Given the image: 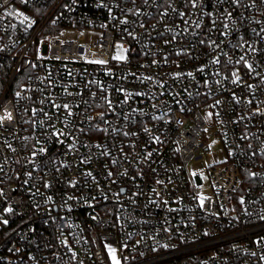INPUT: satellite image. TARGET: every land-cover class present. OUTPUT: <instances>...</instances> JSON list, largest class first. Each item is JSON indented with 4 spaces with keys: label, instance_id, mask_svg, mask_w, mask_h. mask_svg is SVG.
Returning <instances> with one entry per match:
<instances>
[{
    "label": "built area",
    "instance_id": "1",
    "mask_svg": "<svg viewBox=\"0 0 264 264\" xmlns=\"http://www.w3.org/2000/svg\"><path fill=\"white\" fill-rule=\"evenodd\" d=\"M6 111L0 264H264V0H0Z\"/></svg>",
    "mask_w": 264,
    "mask_h": 264
},
{
    "label": "rangeland",
    "instance_id": "2",
    "mask_svg": "<svg viewBox=\"0 0 264 264\" xmlns=\"http://www.w3.org/2000/svg\"><path fill=\"white\" fill-rule=\"evenodd\" d=\"M98 32L94 30L87 29H75L68 28L65 29L57 38L64 39H74L76 40L80 35L85 37V40L82 44L86 47V51L93 44L95 37ZM86 59H89V56H86ZM205 145L206 149H201L199 154L201 158L195 161H192L188 164V169L191 173L199 174L202 179V184L200 185V196L199 200H202L204 197L210 194V184H209V175H208V166L214 162H220L225 158V150L222 145L215 144V136L212 130H207L205 132ZM109 254V252H108ZM116 259L119 261V252L115 250ZM110 261L113 264L111 256L109 254Z\"/></svg>",
    "mask_w": 264,
    "mask_h": 264
},
{
    "label": "snow or ice",
    "instance_id": "3",
    "mask_svg": "<svg viewBox=\"0 0 264 264\" xmlns=\"http://www.w3.org/2000/svg\"><path fill=\"white\" fill-rule=\"evenodd\" d=\"M24 2L26 3L27 2V0H24ZM145 2L147 3V0H145ZM235 2H239V0H235ZM193 6L195 7V3H193ZM181 15H183V14H181ZM228 15H231V13H228ZM28 18L27 17H25V20H27ZM53 22H55V21H53ZM143 26V25H142ZM116 47H117V49H122L123 48V46L122 45H116ZM114 59H117V60H122V59H124V56H123V54H122V52L120 53V54H117L116 56H114L113 57ZM244 58L243 57H241V60H243ZM97 63H101V64H103V63H106V61H103V60H101V61H96ZM214 63H218V61H214ZM247 67L249 68V69H251L252 68V66L249 64V65H247ZM178 75V74H177ZM188 75H191V73H188ZM249 87H251V86H249ZM15 96L19 99L20 97H21V93L20 92H16L15 93ZM56 107H60L59 105H56ZM63 107L65 108V109H68L69 108V105H67V104H65V105H63ZM35 112H36V110L35 109H33V114H35ZM6 113V116L9 118V120H11L13 117H12V113L11 112H5ZM45 115H47V114H45ZM68 115H72V113L69 111L68 112ZM5 120V116H0V127H3V121ZM64 133H60V135H63ZM27 139V138H26ZM9 147H10V145H9ZM40 151L41 152H43V151H45L43 148L42 149H40ZM149 155H151L150 153H149ZM29 175H31L30 173H29ZM109 175H111V173H109ZM193 175H195V173H193ZM0 195H2V192H0ZM8 211H11V209H8ZM4 223H7V221H4ZM108 251H109V254H110V256H111V259H112V261H113V264H120V262L116 259V256H115V249H113V248H108Z\"/></svg>",
    "mask_w": 264,
    "mask_h": 264
},
{
    "label": "clouds",
    "instance_id": "4",
    "mask_svg": "<svg viewBox=\"0 0 264 264\" xmlns=\"http://www.w3.org/2000/svg\"><path fill=\"white\" fill-rule=\"evenodd\" d=\"M3 116H5V119L9 120V118L6 116V113Z\"/></svg>",
    "mask_w": 264,
    "mask_h": 264
}]
</instances>
